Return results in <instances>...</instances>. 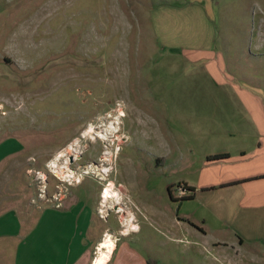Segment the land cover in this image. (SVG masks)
<instances>
[{
  "label": "rangeland",
  "instance_id": "obj_1",
  "mask_svg": "<svg viewBox=\"0 0 264 264\" xmlns=\"http://www.w3.org/2000/svg\"><path fill=\"white\" fill-rule=\"evenodd\" d=\"M194 6L215 23V47L230 48V75L255 87L263 62L250 53L257 55L264 10L254 0H0V195L20 213L83 206L95 240L83 264H93L104 230L115 235L114 261L107 264L126 248L160 254L170 239L167 216L191 204L170 196L167 187L184 168L172 157L192 125L177 100L179 79L192 70L172 68L168 63L180 60L159 48L166 34L175 36V45H191L201 26L189 16ZM159 8L187 13L163 28L152 23ZM91 125L110 135H87ZM166 150L173 154L169 164L156 167L154 157ZM61 153L57 163L67 165L71 177L57 176L50 166ZM111 182L139 225L131 232L120 233L124 212L115 210V200L103 204ZM170 229H181L183 239L176 262L192 264L180 250L195 238L182 225Z\"/></svg>",
  "mask_w": 264,
  "mask_h": 264
},
{
  "label": "crops",
  "instance_id": "obj_2",
  "mask_svg": "<svg viewBox=\"0 0 264 264\" xmlns=\"http://www.w3.org/2000/svg\"><path fill=\"white\" fill-rule=\"evenodd\" d=\"M254 2L264 10V0ZM193 8L197 11L188 14L201 26L194 28L191 45H175V36L166 34L165 45L159 48L180 60L168 63L172 68L192 70L179 79L182 87L177 99L184 105L180 115L190 117L192 125L175 144L176 154L168 150L158 153L164 165L173 155L172 164L184 166L180 179L168 186L185 184L191 198L184 200L191 204L180 206V215L167 216L171 220L164 222V228L170 239L160 254L140 255L126 248L113 264H149V260L152 264H181L176 262V243L183 239L181 229H170L175 225L184 226L195 238L186 252L180 250L192 264H264V28L261 25L257 32V55L250 53L262 58L261 77L250 87L230 75V48L215 47V23L200 6ZM184 12L156 9L152 23L166 28L169 18ZM192 32L184 33L190 36ZM172 36L174 40H170ZM157 40L159 44L160 37ZM217 154L228 158L207 159ZM0 180H4L3 175ZM5 200L0 195V264L84 263L95 240L88 233L92 215L83 206H51L33 214L9 209ZM126 214L134 215L131 210ZM123 223L120 233L139 227L136 222L134 228ZM205 250L210 254L205 255ZM115 251L110 261H114Z\"/></svg>",
  "mask_w": 264,
  "mask_h": 264
},
{
  "label": "bare ground",
  "instance_id": "obj_3",
  "mask_svg": "<svg viewBox=\"0 0 264 264\" xmlns=\"http://www.w3.org/2000/svg\"><path fill=\"white\" fill-rule=\"evenodd\" d=\"M120 111L123 112V110H120ZM95 130H97L96 127L91 125L86 130V134L87 135H91V134L93 135L94 134V136L97 138V137H100V136L101 137H106L108 135V133H109V132L106 133V131H109V129L106 130V131H105V129H103L102 131H99L98 133ZM63 155H64L63 153L59 154L58 157L56 158V160L53 161L50 166L52 168H54L55 174L57 176H61V177L70 176L71 177V175L69 173H66V171L69 169V167L67 165L59 166V164L57 163V161L58 160L60 161V158ZM103 165L104 166L101 168V172L106 174V171H108V166H106L105 164H103ZM43 176L46 177L45 175H43ZM105 188L106 189L103 191V195H102L103 204L106 203L107 200L114 199L115 202L117 203V205L114 204L115 210L124 212L122 218H123L124 222H127L126 223V227L134 228V226H135V224L133 222L134 215H132V214L127 215L126 214L129 210H127L125 208V206L122 205L123 203L121 204V200H122L121 192L117 188L114 187V183H112V182L110 184H108V185H105ZM111 234H106L105 238L103 239V241H101V243L98 245V254H97L93 264H107V260H109V261L111 260V255H112L113 250H114V242H113V238H112Z\"/></svg>",
  "mask_w": 264,
  "mask_h": 264
},
{
  "label": "built area",
  "instance_id": "obj_4",
  "mask_svg": "<svg viewBox=\"0 0 264 264\" xmlns=\"http://www.w3.org/2000/svg\"><path fill=\"white\" fill-rule=\"evenodd\" d=\"M171 194H174L179 200L187 196L188 190L182 182L174 184L171 189ZM100 244V243H99ZM98 249V246L96 247Z\"/></svg>",
  "mask_w": 264,
  "mask_h": 264
},
{
  "label": "trees",
  "instance_id": "obj_5",
  "mask_svg": "<svg viewBox=\"0 0 264 264\" xmlns=\"http://www.w3.org/2000/svg\"><path fill=\"white\" fill-rule=\"evenodd\" d=\"M225 158H228V156L226 154H217V155H213V156H209L207 159L210 161V160H221V159H225ZM173 186H168V192L171 196V189H172ZM189 188H187L188 190ZM191 198V196H186L184 197L182 200L184 199H189ZM149 264H152L151 260L148 261Z\"/></svg>",
  "mask_w": 264,
  "mask_h": 264
},
{
  "label": "flooded vegetation",
  "instance_id": "obj_6",
  "mask_svg": "<svg viewBox=\"0 0 264 264\" xmlns=\"http://www.w3.org/2000/svg\"><path fill=\"white\" fill-rule=\"evenodd\" d=\"M114 128H115V126H114ZM119 135H120V131L118 130V127H117L115 132H114V139L113 140H116L119 137ZM115 137H116V139H115ZM154 161H155L156 167H163L164 166L163 159L161 157H159L158 155L154 157Z\"/></svg>",
  "mask_w": 264,
  "mask_h": 264
},
{
  "label": "clouds",
  "instance_id": "obj_7",
  "mask_svg": "<svg viewBox=\"0 0 264 264\" xmlns=\"http://www.w3.org/2000/svg\"><path fill=\"white\" fill-rule=\"evenodd\" d=\"M113 133V132H112ZM108 135H110V132H109V134ZM112 135V134H111ZM110 138V137H109ZM111 139H114V134L112 135V137H111Z\"/></svg>",
  "mask_w": 264,
  "mask_h": 264
}]
</instances>
